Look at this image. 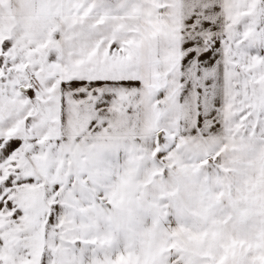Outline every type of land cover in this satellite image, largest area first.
Masks as SVG:
<instances>
[{"label": "snow or ice", "instance_id": "obj_1", "mask_svg": "<svg viewBox=\"0 0 264 264\" xmlns=\"http://www.w3.org/2000/svg\"><path fill=\"white\" fill-rule=\"evenodd\" d=\"M0 264H264V0H0Z\"/></svg>", "mask_w": 264, "mask_h": 264}]
</instances>
